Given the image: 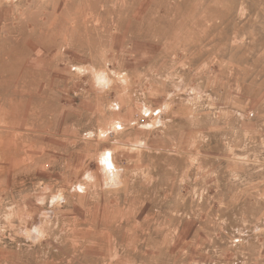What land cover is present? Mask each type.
Wrapping results in <instances>:
<instances>
[{
  "label": "rangeland",
  "instance_id": "obj_1",
  "mask_svg": "<svg viewBox=\"0 0 264 264\" xmlns=\"http://www.w3.org/2000/svg\"><path fill=\"white\" fill-rule=\"evenodd\" d=\"M0 264H264V0H0Z\"/></svg>",
  "mask_w": 264,
  "mask_h": 264
}]
</instances>
